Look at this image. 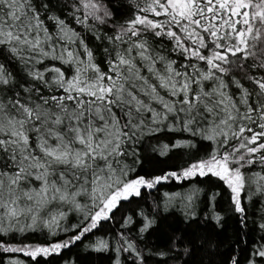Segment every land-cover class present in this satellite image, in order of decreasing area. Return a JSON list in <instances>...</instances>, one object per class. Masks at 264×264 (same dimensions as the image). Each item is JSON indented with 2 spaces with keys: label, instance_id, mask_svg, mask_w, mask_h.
<instances>
[{
  "label": "snow or ice",
  "instance_id": "obj_1",
  "mask_svg": "<svg viewBox=\"0 0 264 264\" xmlns=\"http://www.w3.org/2000/svg\"><path fill=\"white\" fill-rule=\"evenodd\" d=\"M143 3L108 36L97 28L113 18L103 0H74L75 22L92 20L95 38L111 45L104 49V71L80 34L56 14L60 0H0V232L10 231L21 216L35 224L38 213L64 204L87 212L69 241L35 248L0 243L4 252L33 258L57 252L110 219L118 203L139 195L141 186L168 179L128 180L125 164L136 157L145 130L158 131L164 121L218 143L209 159L192 163L180 178L218 177L231 190L242 224L246 184L264 194V174L242 171L245 165H264V0ZM81 9L82 19L76 16ZM47 21L54 22L55 33ZM146 34L166 36L186 59L203 61L207 70L190 64L181 71L156 52ZM62 41L78 43L86 59ZM45 59L74 64V74L45 66ZM9 65L16 66L15 74ZM64 215L57 212L45 223L51 228ZM107 246L101 240L98 250ZM251 255L264 260V244Z\"/></svg>",
  "mask_w": 264,
  "mask_h": 264
},
{
  "label": "trees",
  "instance_id": "obj_2",
  "mask_svg": "<svg viewBox=\"0 0 264 264\" xmlns=\"http://www.w3.org/2000/svg\"><path fill=\"white\" fill-rule=\"evenodd\" d=\"M73 3L74 0H60L62 9H57L56 14L80 34L93 51L95 62L107 71L104 49H110L111 45L107 40L95 38L97 33L89 27L94 23L92 20L87 24L75 22L72 17ZM103 3L111 10L113 18L106 25H97V28L108 36L114 35V30L118 31L121 25L133 18L138 11L137 4L144 7L143 0H103ZM83 11L76 12V16L82 19ZM148 15L156 20L164 19L153 17L151 13ZM46 23L49 30L55 33L54 22ZM144 38L166 61H175V66L181 71L190 64L202 71L207 70L203 61L186 59L187 54L176 50L174 41L166 36L146 34ZM61 43L67 44L68 50L81 53V59H86L78 43ZM208 54L205 50L204 55ZM44 64L61 68L68 77L74 74L76 67L50 59H45ZM9 67L15 74L16 66ZM157 67L162 66L158 64ZM188 71L193 69L189 67ZM158 127V131L145 130L135 146L136 157L125 160L130 169L127 179L144 177L145 180H154L165 176L168 179H161L152 187L141 186L139 195L122 199L110 213V219L101 220L97 228L68 247L35 258L23 252H4L0 249V264L16 260L21 264H232L233 259L238 264H249L250 259L264 264V260L251 255L255 247L264 244V228H261L264 225V194L256 191L255 184H246L247 195L241 193L242 205L246 209L242 224L241 214L234 209L231 190L218 177L209 173L180 178L192 163L209 159L218 150V143L182 131L177 122L164 121ZM232 143L238 147L237 141ZM242 171L245 176L257 172L264 174V165H245ZM171 173H176V176H171ZM57 212H64L65 215L58 217L57 224L49 228L45 222ZM86 214V211L64 204L52 208L47 214L45 211L38 213L35 224L30 216H21L18 222H13L10 231L0 232V243L35 248L69 241L78 234L75 226L84 223ZM8 223L5 220L4 226L7 227ZM101 240L108 246L98 250ZM128 244H132L133 248L128 249Z\"/></svg>",
  "mask_w": 264,
  "mask_h": 264
}]
</instances>
